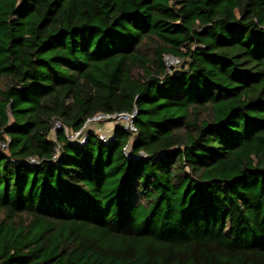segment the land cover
Listing matches in <instances>:
<instances>
[{
    "label": "trees",
    "instance_id": "obj_1",
    "mask_svg": "<svg viewBox=\"0 0 264 264\" xmlns=\"http://www.w3.org/2000/svg\"><path fill=\"white\" fill-rule=\"evenodd\" d=\"M8 140L0 264H264V0H0Z\"/></svg>",
    "mask_w": 264,
    "mask_h": 264
},
{
    "label": "built area",
    "instance_id": "obj_2",
    "mask_svg": "<svg viewBox=\"0 0 264 264\" xmlns=\"http://www.w3.org/2000/svg\"><path fill=\"white\" fill-rule=\"evenodd\" d=\"M164 62L171 73L173 68H176L180 64V60L173 56H166ZM137 111L134 110L131 113H98L92 118L88 119L84 126L78 130L73 131L66 127L61 121H54L53 128L50 133V140L58 143L57 132L63 131L70 144L83 147L88 143L89 136L95 135L98 140L104 145H110L116 140V130L118 128L130 133L132 135L131 142L135 141L137 135V128L135 120ZM9 140L7 142L0 143V150H7L9 147ZM125 155L128 160L139 159L141 156L133 154L132 146L129 144L124 149ZM143 156V155H142ZM61 157L60 147L55 148V155L53 160L57 162ZM29 164L33 166L39 165V161L35 158L29 160Z\"/></svg>",
    "mask_w": 264,
    "mask_h": 264
}]
</instances>
